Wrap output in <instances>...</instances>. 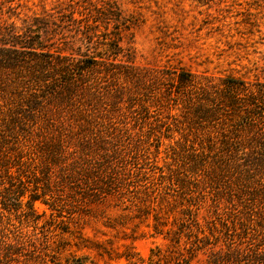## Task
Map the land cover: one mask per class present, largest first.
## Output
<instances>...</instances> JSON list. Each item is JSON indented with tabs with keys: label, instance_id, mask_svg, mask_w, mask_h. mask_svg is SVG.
Segmentation results:
<instances>
[{
	"label": "rangeland",
	"instance_id": "374dc122",
	"mask_svg": "<svg viewBox=\"0 0 264 264\" xmlns=\"http://www.w3.org/2000/svg\"><path fill=\"white\" fill-rule=\"evenodd\" d=\"M31 31L54 55L115 64L94 106L77 98L84 116L45 97L53 114L29 118L15 107L30 89L4 83L0 264H264V149L208 152L212 133L185 130L181 107L139 79L264 83V0H0V47Z\"/></svg>",
	"mask_w": 264,
	"mask_h": 264
},
{
	"label": "trees",
	"instance_id": "16d2710c",
	"mask_svg": "<svg viewBox=\"0 0 264 264\" xmlns=\"http://www.w3.org/2000/svg\"><path fill=\"white\" fill-rule=\"evenodd\" d=\"M97 12L98 15L93 18L94 22L101 18L102 21L111 19L105 17L109 13L100 10ZM112 18L118 20L117 14ZM33 32H29L28 36L25 35L24 41L12 42L10 48L0 47V90H3L4 83L9 81L29 88V93L32 95L21 104V107H15L28 111L29 118H35L37 112L41 115L53 114L51 109L46 112L42 101H39V98L45 99V97L52 101L54 107H56L54 102L68 107L67 109L70 110L68 113L72 116H84L80 111V106L83 107L84 104L77 98L83 92V97L85 96L86 99L85 106H94L93 103L97 102L96 96L101 87L100 74L110 75L109 65L115 63L99 60L96 56L75 61L61 54L54 55L38 44L36 40L39 39V35ZM16 45L21 50L14 48ZM107 45L108 51H112L116 56L114 51L119 48L116 41H111ZM13 73L16 75V80L9 77ZM172 75L167 79L166 75L161 73L154 75L144 72L139 79L143 88L152 85L155 86L154 89L162 87L158 90L162 99L174 100V105L181 107L180 111L183 112L186 122L185 130L195 133L199 132L201 127L212 133L204 139L208 142L207 147L211 149L207 150L208 152L218 149L224 155H233L234 158L243 160L249 154L253 155V151L256 152L259 147L264 149V132L255 133L257 121L264 124V83H250L228 76L214 80L197 77L184 69H180L178 73L173 71ZM165 80L169 81L164 82ZM18 96L27 97L20 94ZM44 120L50 121L45 117ZM81 120L83 119L76 120V125L83 126L84 123L92 122ZM48 150L50 149L46 148V151ZM48 155L49 163L56 164L55 153L51 150ZM260 155L262 157L257 160L263 163L264 152ZM247 162L251 163V161ZM95 184L94 193L100 194L102 191L98 189L100 186L97 187L98 182ZM178 259L176 264H190V259L185 257Z\"/></svg>",
	"mask_w": 264,
	"mask_h": 264
}]
</instances>
